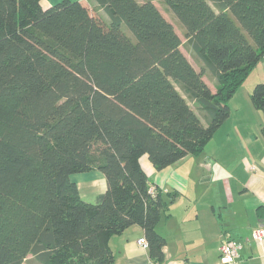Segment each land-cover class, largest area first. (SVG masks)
Here are the masks:
<instances>
[{"label": "trees", "instance_id": "obj_1", "mask_svg": "<svg viewBox=\"0 0 264 264\" xmlns=\"http://www.w3.org/2000/svg\"><path fill=\"white\" fill-rule=\"evenodd\" d=\"M96 2L106 18L82 0H0V264H113L110 238L134 224L162 262L169 204L141 157L161 170L203 152L264 56V0ZM251 99L264 112V81ZM92 170L107 183L95 202L72 179Z\"/></svg>", "mask_w": 264, "mask_h": 264}, {"label": "crops", "instance_id": "obj_2", "mask_svg": "<svg viewBox=\"0 0 264 264\" xmlns=\"http://www.w3.org/2000/svg\"><path fill=\"white\" fill-rule=\"evenodd\" d=\"M59 1L42 3L50 6ZM82 1L94 15L106 18L96 0ZM255 70V79L244 88ZM203 77L216 91L214 79L206 73ZM247 78L229 101L230 116L203 152L189 154L161 170L148 154L141 157L150 180L169 204L157 225L166 238L162 264H222L220 246L230 240L240 252L231 264H264V241L252 236L256 227L264 225V112L251 99L254 84L264 81V56ZM72 179L81 195L86 190L98 196L107 187L99 170L76 173ZM143 236L144 228L134 224L111 237L113 264H152L148 248L138 243Z\"/></svg>", "mask_w": 264, "mask_h": 264}, {"label": "rangeland", "instance_id": "obj_3", "mask_svg": "<svg viewBox=\"0 0 264 264\" xmlns=\"http://www.w3.org/2000/svg\"><path fill=\"white\" fill-rule=\"evenodd\" d=\"M138 1L142 2V1H144V0H138ZM156 4H158L157 6H158L159 9L162 11V13L166 16V18L175 24V27H176L178 33L181 35L183 42H185L187 39H186V37H185V35H184V32H183V30H182V27H181L182 24H181V22H180V21L177 19V17H176V16H175V15L169 10V7H168V6H166L165 4L163 5V4L159 3V2H156ZM123 30L127 33V35H128L131 39L135 40V39H134V35H133V33H131V31L128 29L127 26L124 25ZM181 49H182V51L184 52V54L187 55V57L191 60V62H192L196 67L199 68V66H198V64L196 63L195 59L192 57V55L190 54V52H188V50L186 49V47H185V46H182ZM200 69H201V68H200ZM256 73H257V71L255 70V71H253L252 74H250V76L247 78L245 84L242 85V86H244V88H247V86L249 85V83H250V82L252 81V79L255 77ZM254 79H255V78H254ZM254 79H253V80H254ZM261 81H262V80H261ZM261 81H259L258 83H260ZM256 84H257V83H256ZM256 84H254V87H255ZM254 87H253V88H254ZM252 90H253V89H252ZM251 92H252V91H251ZM204 121H205L206 123H208V122H207V119H204ZM82 196L84 197L85 200L90 201V202H95L96 199H97V195H96V194H90V193H87L86 190H85V191L83 190V192H82ZM24 264H41V263H40L39 261H37L36 258H35L32 254H30V255L28 256V259L24 262Z\"/></svg>", "mask_w": 264, "mask_h": 264}, {"label": "built area", "instance_id": "obj_4", "mask_svg": "<svg viewBox=\"0 0 264 264\" xmlns=\"http://www.w3.org/2000/svg\"><path fill=\"white\" fill-rule=\"evenodd\" d=\"M255 166H252L254 168ZM149 191L153 194L156 193V186L152 185ZM253 239L258 242L264 241V225H259L252 232ZM138 243L145 247H149L148 240L145 236L138 239ZM220 259L222 264H231L240 257L239 247L233 241H226L220 246ZM152 264H162L160 261H152Z\"/></svg>", "mask_w": 264, "mask_h": 264}]
</instances>
